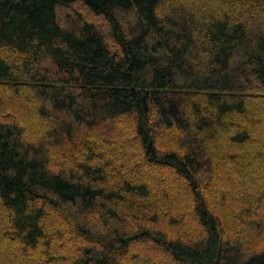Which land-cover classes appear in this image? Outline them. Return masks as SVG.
<instances>
[{
	"label": "trees",
	"instance_id": "trees-1",
	"mask_svg": "<svg viewBox=\"0 0 264 264\" xmlns=\"http://www.w3.org/2000/svg\"><path fill=\"white\" fill-rule=\"evenodd\" d=\"M0 264H264V0H0Z\"/></svg>",
	"mask_w": 264,
	"mask_h": 264
},
{
	"label": "rangeland",
	"instance_id": "rangeland-1",
	"mask_svg": "<svg viewBox=\"0 0 264 264\" xmlns=\"http://www.w3.org/2000/svg\"><path fill=\"white\" fill-rule=\"evenodd\" d=\"M230 174H228V176L226 175V176H218V174H217V176H216V178H215V181H218L219 179H223L222 180V182H221V184H224V183H226L225 184V186L226 187H224V189H226L225 191L227 192V195L229 194V193H231L232 192V190H233V187H229V185L230 186H233V184H234V181H235V179H236V175H234V173L236 172L237 173V171H235V169L233 168V169H230ZM218 178V179H217ZM217 183H219V182H217ZM228 184V185H227ZM215 195H217V194H215ZM232 196H234V194L232 195ZM228 198H229V196H228ZM251 234V233H250ZM240 236V235H239ZM241 237L242 238H244V240H246V239H248V238H246V232H245V230H243L242 232H241Z\"/></svg>",
	"mask_w": 264,
	"mask_h": 264
}]
</instances>
